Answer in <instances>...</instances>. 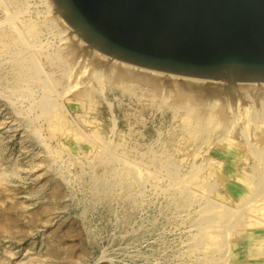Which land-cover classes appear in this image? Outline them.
Wrapping results in <instances>:
<instances>
[{"label":"rangeland","instance_id":"374dc122","mask_svg":"<svg viewBox=\"0 0 264 264\" xmlns=\"http://www.w3.org/2000/svg\"><path fill=\"white\" fill-rule=\"evenodd\" d=\"M0 21L32 32L0 49V264H223L264 204L258 83L95 58L51 0Z\"/></svg>","mask_w":264,"mask_h":264},{"label":"water","instance_id":"95a60500","mask_svg":"<svg viewBox=\"0 0 264 264\" xmlns=\"http://www.w3.org/2000/svg\"><path fill=\"white\" fill-rule=\"evenodd\" d=\"M91 48L187 77L264 82V0H51Z\"/></svg>","mask_w":264,"mask_h":264},{"label":"bare ground","instance_id":"6f19581e","mask_svg":"<svg viewBox=\"0 0 264 264\" xmlns=\"http://www.w3.org/2000/svg\"><path fill=\"white\" fill-rule=\"evenodd\" d=\"M15 3H16V0H0L1 5H9V6L12 5L13 6ZM11 9H12V7H11ZM15 17L16 16H15V12L13 9L9 13H6V18L9 21L10 20H12V21L16 20ZM62 23L64 24V22H62ZM4 24H3V21H0V49L2 47H5V46H9V47H5V49L10 48L11 47L10 45L15 46V44H17L18 42H21V41H24V43L26 45V49L31 48L32 45H30L29 43H30V39L32 36V32H31V28L29 26H27L23 23L21 24V23L17 22V23H15L14 26L10 25L11 28L14 27L12 30H10V28H8V29H7V27L5 28ZM6 26L9 27V25H6ZM63 27H65V26H63ZM14 29H16V33L15 32L13 33ZM66 30L75 36L77 35L76 32L71 27H69L67 25H66ZM24 43H22V44H24ZM87 46H89V45L87 44ZM31 55L34 56L32 50H31ZM94 57L95 58H99V57L107 58V56L105 54H100V53H96V55H94ZM34 59H35V56H34V58H32V60H34ZM32 60H31V62H30V59H29V61L18 60L16 63L17 69H18V76L21 79H25V81L33 73V72H31L30 64L27 63V62L32 63ZM123 63H125V62H123ZM14 68H15V65H14ZM201 79H203V78H201ZM20 81H22V80H20ZM252 82H255V81H236V82H232L231 84L234 85V83H236V85H238V87L240 88L239 92L245 88H248L247 90L251 91L253 88ZM256 83H258V86L261 88L256 93V95H259L261 93V91L264 90V82H256ZM22 86H24V85H22ZM24 87L22 89H24ZM25 90H27V89H25ZM242 93H243V91H242ZM232 94L234 96V92H232ZM240 95H242V94L240 93ZM234 103H235V101H234ZM232 104H233V102H232ZM232 108H233V106H231V109ZM262 117H264V114L262 115ZM257 130H258L259 135H261V137L264 138V124H258ZM229 250H230V252H227V254H226L227 256H224L223 264H264V204L258 206L257 210H254V211L248 213L246 215L245 221L243 223L239 224L238 226H236L232 230L231 235H230V239H229Z\"/></svg>","mask_w":264,"mask_h":264}]
</instances>
